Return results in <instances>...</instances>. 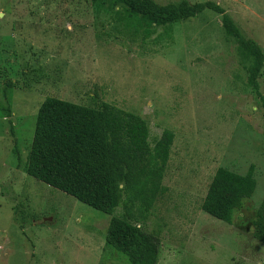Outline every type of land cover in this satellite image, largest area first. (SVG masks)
<instances>
[{
	"label": "rangeland",
	"instance_id": "374dc122",
	"mask_svg": "<svg viewBox=\"0 0 264 264\" xmlns=\"http://www.w3.org/2000/svg\"><path fill=\"white\" fill-rule=\"evenodd\" d=\"M153 1L214 2L264 54V0ZM123 15L115 0H0V264H129L105 242L111 216L157 239L155 264H264V244L247 230L264 194V60L255 94L251 56L220 14L149 27ZM46 96L132 112L150 147L172 132L163 190L143 216L103 213L25 173ZM250 166L254 190L230 222L200 209L217 167Z\"/></svg>",
	"mask_w": 264,
	"mask_h": 264
},
{
	"label": "trees",
	"instance_id": "16d2710c",
	"mask_svg": "<svg viewBox=\"0 0 264 264\" xmlns=\"http://www.w3.org/2000/svg\"><path fill=\"white\" fill-rule=\"evenodd\" d=\"M115 1L123 7L122 17L145 27L193 17L205 8L220 14L224 32L233 36L251 56L246 82L258 94L256 77L264 54L252 40L241 35L216 3ZM7 84L11 85L10 81ZM171 141L172 132L163 130L150 147L147 124L138 115L107 102L87 106L46 96L36 109L23 166L27 175L94 209L109 214L114 207L121 206L132 217L134 207L142 215L162 192L160 180ZM251 169L250 166L244 174H238L217 167L200 209L215 219L230 222L233 213L243 208L254 190ZM250 217L249 234L264 244V194ZM104 239L107 245L124 254L129 264L156 263L157 239L125 217L109 218Z\"/></svg>",
	"mask_w": 264,
	"mask_h": 264
},
{
	"label": "water",
	"instance_id": "95a60500",
	"mask_svg": "<svg viewBox=\"0 0 264 264\" xmlns=\"http://www.w3.org/2000/svg\"><path fill=\"white\" fill-rule=\"evenodd\" d=\"M44 219H45V220H46V219H48V220H49L50 218H44Z\"/></svg>",
	"mask_w": 264,
	"mask_h": 264
}]
</instances>
